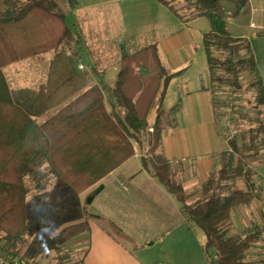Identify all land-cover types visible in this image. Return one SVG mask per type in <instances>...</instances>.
Masks as SVG:
<instances>
[{
    "label": "trees",
    "instance_id": "obj_1",
    "mask_svg": "<svg viewBox=\"0 0 264 264\" xmlns=\"http://www.w3.org/2000/svg\"><path fill=\"white\" fill-rule=\"evenodd\" d=\"M66 1L70 9L77 3ZM158 1L183 18L180 8L170 0ZM224 2L231 4V8L226 9ZM248 2L186 0V5L190 16L206 17L210 25L202 33V46L213 92L219 94L224 86L225 90L238 91L240 74L248 71L255 102L264 105V84L249 41L232 36L227 28V18L249 11ZM72 38L76 36L58 1L0 0V228L7 234L1 249L15 255L22 251L30 222L27 197L31 185L27 176L35 181L33 187L43 191L38 195L41 198L48 194L44 191V179L51 174L79 199L81 193L135 154V142L141 144L138 135L148 128V115L155 104L157 114L150 126L146 151L150 156L141 157L142 166L146 167L149 160L151 174L177 200L185 220L204 233L203 248L210 264H258L254 248L260 239V223L250 224L243 235L231 231L230 226L233 212L249 207L259 197L252 182V178H258L248 164L261 153L264 122L238 128L228 140L230 150L221 153V167L211 170L200 187L186 190L172 177L169 161L157 151L161 138L159 112L169 81L178 72L166 74L156 44L123 54L111 88L116 103L110 105L103 87L95 84L42 123L14 103L2 67L51 50ZM134 77L136 82L126 85ZM116 105L124 109L122 115L116 112ZM98 191L99 187L86 194L83 209ZM41 202L47 204L46 200ZM84 241L81 238L60 248L56 246L59 254L54 258L55 264H83L82 257L75 256L80 251L84 254L85 249L73 247Z\"/></svg>",
    "mask_w": 264,
    "mask_h": 264
},
{
    "label": "crops",
    "instance_id": "obj_2",
    "mask_svg": "<svg viewBox=\"0 0 264 264\" xmlns=\"http://www.w3.org/2000/svg\"><path fill=\"white\" fill-rule=\"evenodd\" d=\"M109 1L112 0L102 2ZM114 1L121 2L124 7L141 0ZM144 1L152 5L154 12L143 18L142 24L136 20L139 17L130 19L131 25L134 22L131 31L118 46L108 45V38L102 36L103 31L100 34L101 29L93 18L77 14L82 9L78 1L73 9L64 2L60 5L66 6L64 11L75 14L71 30L76 38L6 64L2 72L14 103L36 122L42 123L95 84L103 87L110 105L116 103L111 88L123 54H133L147 45L156 44L166 74L178 72L169 81L159 112L161 138L157 151L169 161L172 177L184 189L192 190L203 184L211 170L221 167V153L230 150L219 117L218 93L213 92L202 46V33L209 30L210 25L201 20L203 17L190 16L188 8V14L180 18L158 0ZM119 15H122L121 10ZM229 20L230 17L227 28ZM106 24L103 30L110 31ZM127 28H123L124 33L120 35L124 36ZM140 31L141 35L149 34L144 41L136 33ZM261 33L264 32L256 35ZM234 37L247 38L251 46L248 37ZM252 54L257 64L256 56ZM83 58L88 64L81 61ZM44 71H48L47 76L42 74ZM136 80L134 77L126 85H133ZM115 107L122 115V108ZM156 114L153 104L148 125L152 124ZM143 148L136 140V152L132 157L79 195L84 199L88 192L99 187L86 207L91 210L97 205L96 210L83 212L80 218L68 222L72 226L78 225L76 231L82 230L80 235L75 236L72 231L69 236V228L65 226L53 235L62 243L84 238L83 243L75 245L85 249L84 254L82 251L78 254L83 264H210L203 248L204 235L189 225L177 200L151 174L149 160L146 167L142 166L141 157L147 151ZM260 155L249 160L248 165L256 172L254 177L264 173ZM46 177L56 179L51 174ZM253 202L249 207H239L233 212L231 231L245 233L238 232L233 223L240 213L245 217L244 212L253 206ZM26 261L38 263L28 257Z\"/></svg>",
    "mask_w": 264,
    "mask_h": 264
},
{
    "label": "rangeland",
    "instance_id": "obj_3",
    "mask_svg": "<svg viewBox=\"0 0 264 264\" xmlns=\"http://www.w3.org/2000/svg\"><path fill=\"white\" fill-rule=\"evenodd\" d=\"M56 1H58L59 6L62 3L65 2L66 4L67 2L66 0ZM77 1L79 5H82V9H80L77 14H79V16L88 15L93 18L94 22L96 23L95 25L101 29L100 34L103 31L102 36L108 38V45L113 44V46L120 45L121 41L125 40L126 36H128L130 33L134 24V22L132 25L129 23L130 19L139 17V19L136 20H140L142 24V22L145 21L143 18L148 17L150 12H154L152 5L144 0H141L139 3L135 2L132 3V5H127L124 7H122L121 2L115 3L114 0L109 2H102L104 0ZM170 1L175 4L176 7L180 8L182 15L188 14L186 11V0ZM223 4L226 9L231 8V4L225 2ZM78 7L80 8V6ZM248 7L249 11L230 18L228 21V29L234 36H246L249 38L251 42L250 47L252 53L255 54L257 60L258 75L264 82V33L256 35L258 32H264V0H249ZM65 8L66 6L62 7L63 10H65ZM120 10L123 19H121V16L119 15ZM65 14L66 23L72 29L74 27L73 25L75 24V14L66 11ZM201 20L204 22L208 21L206 17L201 18ZM122 21H124V24ZM104 22L105 24L107 23L106 28H109L110 31L103 30V25H105ZM123 28H127V31L125 29L126 33L124 36L120 35L122 32L124 33V30H122ZM136 33L138 36H141L142 41L146 39L145 37L149 36L147 32L143 35H141V31ZM112 37L118 40L112 41ZM81 61L85 64H88V61L85 58H83ZM111 72L112 70L109 71V73ZM42 74L47 76L48 71H44ZM250 80V72L244 71L240 74V88H238V91L235 92L238 101V107L235 110L237 115V129L239 127H244L246 129L264 122V105H259L255 102V91L250 86ZM14 81L15 80H13V82ZM225 88V86L221 87L219 94H217L219 101H221L226 91ZM122 110L124 109L122 108ZM150 126L151 125H149L148 128L139 135L141 141L140 145L144 147L143 150L148 148L149 136L151 133V130H149ZM260 150L261 155L258 158H261L264 162V143L260 144ZM143 153L144 156H146L147 152L144 151ZM26 181L31 185V190L27 197L28 216L30 218V222L29 230L25 235L24 242L22 243V251L24 250V253L20 254L23 256L24 264L27 262V257L32 258L33 260L35 259L38 262L37 264H55L57 261H54V258H56L59 254L56 246L60 248L65 243H62L57 237L53 235V233L55 232L56 234L57 231L59 232V229L65 226L69 228V236L72 235V231L74 232L73 235H80L82 230H80V232L76 231L78 225L72 226L68 224V222L80 218V215H82L83 212H88L94 209L96 210L97 205L92 207L91 210L89 208L83 209V196L81 195L79 199H75L71 193L66 191L65 187L59 185L57 179L48 180L47 177V181L44 182L46 185L44 191H50V193L43 196V198L38 196L40 192L38 191V188L33 187L35 181L31 180L29 176H27ZM42 192L43 191H41L40 194ZM41 200H46L48 205L42 204ZM253 203V206L248 211L244 212L245 217L240 213L241 216H236V220L234 219L235 222L233 223V226L238 232H246L247 228H251L250 224H259L262 213L260 208L261 206L255 201ZM77 206H80L81 208L78 209ZM199 231L203 236L204 233L201 230ZM6 236L7 234L5 237ZM75 248L77 249L79 247H73L74 250H76ZM60 253L63 256L67 255V253L64 251H60ZM75 257L78 258L79 255L77 254ZM67 264L69 263L67 262Z\"/></svg>",
    "mask_w": 264,
    "mask_h": 264
},
{
    "label": "built area",
    "instance_id": "obj_4",
    "mask_svg": "<svg viewBox=\"0 0 264 264\" xmlns=\"http://www.w3.org/2000/svg\"><path fill=\"white\" fill-rule=\"evenodd\" d=\"M81 66V65H80ZM221 118V126L226 140L232 139L237 132V115L235 110L238 107L237 95L232 89H227L219 101ZM222 106V107H221ZM149 130H152L150 127ZM258 179L252 178L254 191L259 193V197L255 202L260 204V234L259 241L255 245L254 255L258 264H264V173L258 174ZM5 231L0 228V246L5 240ZM0 264H24V259L21 254H13L11 252L2 250L0 247Z\"/></svg>",
    "mask_w": 264,
    "mask_h": 264
}]
</instances>
